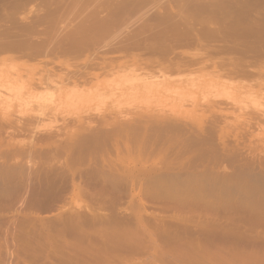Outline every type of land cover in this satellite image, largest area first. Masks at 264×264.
<instances>
[{"label": "rangeland", "instance_id": "1", "mask_svg": "<svg viewBox=\"0 0 264 264\" xmlns=\"http://www.w3.org/2000/svg\"><path fill=\"white\" fill-rule=\"evenodd\" d=\"M208 1L0 0V264H264V0ZM197 36L201 40L190 43ZM205 51L208 65L169 69ZM136 54L171 62L161 60L165 64L149 70L130 60ZM224 59L226 72L220 66ZM165 118L175 120L174 129L169 123L164 128ZM126 119L142 128L132 124L135 130L113 134ZM219 148L234 150V156H225L237 161L220 156ZM131 149L152 152L135 171L117 159ZM179 151L202 152L203 162L193 156L209 171L206 165L195 171L199 161L188 164L178 155L173 164ZM179 159L186 162L177 165ZM163 160L174 170L158 171L159 176L147 169L165 166Z\"/></svg>", "mask_w": 264, "mask_h": 264}, {"label": "bare ground", "instance_id": "2", "mask_svg": "<svg viewBox=\"0 0 264 264\" xmlns=\"http://www.w3.org/2000/svg\"><path fill=\"white\" fill-rule=\"evenodd\" d=\"M194 1H195V0H194ZM196 1H198V0H196ZM209 1H210V0H209ZM209 1H208V2H209ZM215 1H216V0H215ZM215 1H214V3H215ZM22 2H23V1H22ZM149 2H150V1H149ZM151 2H152V1H151ZM200 2H201V1H200ZM210 2L212 3V1H210ZM224 2L226 3V1H224ZM227 2H228V1H227ZM25 3H27V2H25ZM25 3H24V5H25ZM194 3H195V2H194ZM211 3H207V4L210 5ZM218 3H219V2H218ZM211 5H213V4H211ZM211 5H210V6H211ZM222 5H223V4H222ZM183 6H184V4H183ZM192 7L194 8V6H192ZM198 8H199V7H198ZM206 8H207V7H206ZM208 8H209V7H208ZM211 8H213V6H212ZM211 8H210V9H211ZM195 9H197V8H195ZM201 9H202V8H201ZM201 9H200V10H201ZM207 10H209V9H207ZM202 11H203V10H201V12H202ZM211 11H212V10H211ZM196 13H197V12H196ZM39 17H40V16H39ZM209 18H210V17H209ZM203 19H204V18H203ZM203 19H202V20H203ZM36 20H37V19H36ZM208 20H209V19H208ZM39 21H40V20H39ZM200 21H201V20H200ZM35 22H37V21H35ZM197 22H198V21H197ZM204 22H205V21H204ZM194 25H195V24H194ZM203 26H204V25H203ZM220 26H221V25H220ZM192 27H193V26H192ZM221 28H222V27H221ZM186 29H187V28H186ZM224 29H225V28H224ZM202 30H203V29H202ZM205 30H206V29H205ZM206 31H207V30H206ZM209 31H210V30H209ZM219 31H220V30H219ZM224 31H226V30H224ZM243 31H244V30H243ZM220 32H221V31H220ZM227 32H228V31H227ZM245 32H246V31H245ZM245 32H244V33H245ZM225 33H226V32H225ZM229 33H231V32H229ZM229 33H228V34H229ZM233 33H234V32H233ZM233 33H232V34H233ZM235 33H236V32H235ZM235 33H234V34H235ZM242 33H243V32H242ZM242 33H240V34H242ZM248 34H249V33H248ZM125 35H126V34H125ZM204 35H205V34H204ZM229 35H230V34H229ZM243 35H244V34L241 35V38H242ZM249 35H250V34H249ZM249 35H248V36H245V37L248 38ZM142 36H143V35H142ZM207 36H208V35H207ZM226 36H228V35H226ZM239 36H240V35H239ZM250 36H252V35H250ZM120 37H121V36H120ZM130 37H132V36H130ZM137 37H138V36H137ZM220 37H221V36H220ZM220 37H219V38H220ZM229 37H231V35H230ZM229 37H228V38H229ZM237 37H238V36H237ZM252 37H253V36H252ZM144 38H145V37H144ZM149 38H152V36L149 37ZM202 38H203V37H202ZM212 38H213V37H212ZM216 38H217V36H216ZM221 38H222V37H221ZM223 38H224V36H223ZM238 38H239V37H238ZM249 38H251V37H249ZM254 38H256V37H254ZM260 38H261V37H260ZM117 39H118V38H117ZM141 39H142V38H140V40H141ZM206 39H207V38H206ZM229 39H230V38H229ZM251 39H252V38H251ZM251 39H250V40H251ZM124 40H125V39H124ZM145 40H146V39H145ZM145 40H143V42H144ZM152 40H153V39H152ZM179 40H180V39H179ZM179 40H178L177 42H179ZM200 40H201V37H200V36L192 37L190 43H192V42H193L192 44H194V43H198ZM254 40H256V39H254ZM254 40H253V41H254ZM257 40H258V38H257ZM257 40H256V41H257ZM113 41H114V40H113ZM117 41H118V40H117ZM170 41H171V40H170ZM219 41H220V40H219ZM222 41H223V40H222ZM227 41H228V40H227ZM227 41H226V42H227ZM235 41H236V40H235ZM243 41H244V40H243ZM260 41H262V40L260 39ZM122 42H123V41H122ZM122 42H121V44H122ZM124 42H125V41H124ZM131 42H133V41H131ZM131 42H129V43H131ZM136 42H137V41H136ZM158 42H159V41H158ZM188 42H189V41H188ZM263 42H264V41H263ZM263 42H261V43H263ZM129 43H128V44H129ZM138 43L140 44L139 41H138ZM138 43H137V44H138ZM183 43H184V45H185V42H183ZM183 43H182V44H183ZM228 43H229V42H228ZM234 43H235V42H234ZM234 43H233V44H234ZM236 43H237V41H236ZM240 43H242V41H241ZM245 43H246V42H245ZM251 43H252V42H251ZM110 44H111V43H110ZM116 44H117V43H116ZM133 44H134V45H137V44L134 43V42H133ZM148 44H149V43H148ZM150 44H151V43H150ZM165 44H166V43H165ZM180 44H181V43H180ZM180 44H179V45H180ZM233 44H231V45L233 46ZM238 44H239V43H238ZM238 44L234 45L233 48H234V49H237L238 47L235 48V46H238ZM243 44H244V42H243ZM117 45H118V44H117ZM141 45H142V44H141ZM145 45H146V44H145ZM195 45H197V44H195ZM223 45H225V44H223ZM223 45H222V46H223ZM231 45H229V46H231ZM241 45H242V44H241ZM244 45H246V44H244ZM244 45H243V46H244ZM262 45H263V44H262ZM109 46H110V45H109ZM120 46H121V45H120ZM123 46H124V45H123ZM125 46H126V45H125ZM125 46H124V47H125ZM130 46L133 47L132 44H130ZM130 46H129V47H130ZM138 46H139V45H138ZM149 46H150V45H149ZM149 46H147V47H149ZM151 46H152V45H151ZM161 46H162V45H161ZM188 46L191 47L190 44H189ZM218 46H219V45H218ZM222 46H221L220 48H217L216 45H215V47H216L217 50L223 48ZM229 46H228V47H229ZM255 46H257V45H255ZM255 46H254V48H255ZM103 47H104V46H103ZM126 47H128V46H126ZM147 47H146V48H147ZM163 47H164V46H163ZM189 47H188V48H189ZM212 47H213V46H212ZM215 47L213 48V49H214V52H215V53H218L217 51H215V50H216ZM224 47H226V45H225ZM63 48H64V47H63ZM142 48H144V47L142 46L141 49H142ZM169 48H171V47H169ZM193 48H194V46H193ZM226 48H227V47H226ZM231 48H232V47H231ZM231 48L229 47V49H231ZM241 48H244V47H241ZM247 48H248V46H246V49H247ZM254 48H253L252 51H254ZM104 49H106V48H104ZM110 49H111V48H110ZM117 49H118V47H117ZM123 49H124V48H123ZM131 49H132V48H131ZM138 49H139V48H138ZM149 49H151V48H149ZM164 49H165V48H164ZM211 49H212V48H211ZM211 49H210V50H211ZM223 49H224V48H223ZM229 49H228V50H229ZM250 49H251V48H250ZM263 49H264V48H263ZM124 50H125V49H124ZM139 50H140V49H139ZM168 50H169V49H168ZM168 50H167V51H168ZM206 50H208V49H206ZM225 50H227V49H225ZM237 50H240V49H237ZM255 50H256V49H255ZM101 51H103V50L101 49ZM108 51H109V50H108ZM162 51H163V50H162ZM164 51L166 52V50H164ZM208 51H209V50H208ZM208 51H207V52L205 51V52H203V53L199 52V53H196V54H190L189 57H183V58H180V60H179V59L177 60L178 62L176 61V62L173 63L174 65L170 64L171 61H168V62H167L165 58H164L165 60H164L163 58H162L161 60H162V61L164 60V62L166 61L167 63L170 64L169 69H170V67H173L172 69H176V70H181V69H183V68L186 69V67H188V66H192L194 63H196V64H197V63H198V64H199V63H203V65H204V64L208 65V61H209L208 58H209V57L206 58V57L208 56ZM221 51H224V50L221 49ZM231 51H232V49H231ZM231 51H230V52H231ZM244 51H245V49H244ZM250 51H251V50H250ZM252 51H251V52H252ZM209 52L212 53L213 51H212V52L209 51ZM214 52H213V53H214ZM219 52H220V50H219ZM230 52H229V53H230ZM235 52H236V50H235ZM235 52L233 51L232 53H235ZM237 52H238V51H237ZM237 52H236V54H237ZM246 52H247V51H246ZM259 52H260V51H259V49H258V52H257V53H259ZM63 53H64V52H63ZM210 53H209V54H210ZM215 53H214V54H215ZM220 53H222V52H220ZM225 53H227V51H226ZM229 53H228V54H229ZM244 53H245V52H244ZM244 53H243V54H244ZM263 53H264V52H263ZM263 53H262V54H263ZM222 54H223V53H222ZM252 54H253V53H252ZM211 55H212V54H211ZM211 55H209V56H211ZM254 55H255V53L253 54V56H254ZM260 55H261V54H260ZM161 56H162V55H161ZM212 56H213V55H212ZM234 56H235V55H234ZM241 56H243V55H241ZM247 56H248V55H247ZM253 56H252V57H253ZM257 56H259V54H257ZM257 56H256V57H257ZM162 57H163V56H162ZM177 57H178V56H177ZM214 57H215V56H214ZM216 57L218 58L217 55H216ZM216 57H215V58H216ZM224 57H225V56H224ZM237 57H238V55H237ZM250 57H251V56H250ZM250 57H249L248 59H250ZM254 57H255V56H254ZM259 57H260V56H259ZM156 58H158V57H156ZM156 58H150V57H149V58H142V57H139L138 54H136V56L130 58V60H131L132 62H134L135 64H137L138 66L142 67V68H150L149 70H151V68H152V67H155V65H156V66H157V65H163L162 63H164V62L161 63V62H160L161 60L159 61V60L156 59ZM166 58H167V57H166ZM233 58H234V57H233ZM239 58H242V57L239 56ZM257 58H258V57H257ZM218 59H220V58H218ZM218 59H217V60H218ZM227 59H229V58H227ZM227 59H224V63L220 65V66H221L222 68H224V69L227 68V66H228V65H227L228 63H225V60H227ZM237 59H238V58H237ZM125 60H126V59H120V60L118 59V60H116V63H119V62L122 63V62H125ZM206 60H208V61H206ZM222 60H223V59H222ZM231 60H232V59H231ZM210 61H211V60H210ZM233 61H234V60H233ZM257 61H258V59H257ZM112 62H114V61H112ZM112 62H111V63H112ZM166 62H165V63H166ZM205 62H206V63H205ZM212 62H214V61H212ZM215 62H217V61L215 60ZM218 62L221 63V61H218ZM222 62H223V61H222ZM226 62H227V61H226ZM229 62H230V61H229ZM234 62H236V61H234ZM234 62H233V63H234ZM255 62H256V60H255ZM108 63H109V62H108ZM165 63H164V64H165ZM209 63H211V62H209ZM233 63H232V64H233ZM256 63L258 64V62H256ZM191 64H192V65H191ZM232 64H230V65H232ZM235 64H237V63H235ZM235 64H234V65H235ZM166 65H168V64H166ZM166 65H165V67H168V66H166ZM201 65H202V64H201ZM209 65L211 66V64H209ZM212 65H213V64H212ZM234 65H233V66H234ZM193 66H194V65H193ZM204 66H205V65H204ZM213 66H214V65H213ZM216 66H217V63H216V65H215V67H216ZM218 66H219V65H218ZM220 66L217 67V68H220ZM255 66H256V65H255ZM157 67H158V66H157ZM200 67H201V66H200ZM215 67H214V68H215ZM160 68H161V67H160ZM188 68H189V67H188ZM188 68H187V69H188ZM203 68H205V67H203ZM234 68H236V67H233L232 69H234ZM238 68H239V66L237 67V69H238ZM240 68H241V67H240ZM240 68H239V69H240ZM242 68H243V67H242ZM242 68H241V70H243ZM155 69H156V68H155ZM158 69H159V68H158ZM172 69H171V70H172ZM245 69H246V68H245ZM245 69H244V71H245ZM262 69H263V68H262ZM222 70H223V69H222ZM226 70H227V69H225V72H226ZM241 70H240V71H241ZM172 71H173V70H172ZM228 71H230V70H228ZM238 71H239V70H238ZM69 72H70V71H69ZM76 72H77V71H76ZM220 72H222V71H220ZM248 72H250V71H248ZM259 72H260V71H259ZM74 73H75V72H74ZM79 73H81V72H79ZM234 73H236V72H234ZM256 73H258V70H257ZM71 74H72V73H71ZM77 74H78V73H77ZM221 74L223 75V73H221ZM224 74H225V73H224ZM228 74H230V73H228ZM261 74H264V69H263V73H261ZM261 74L259 73V75H258V74H256V75H257L258 77L262 78L264 75L262 76ZM79 75H80V74H79ZM218 75H219V74H218ZM244 75H245V73H244ZM251 75H252V74H251ZM260 75H261V76H260ZM82 76H83V75H82ZM156 76H157V75H156ZM240 76H241V75H240ZM240 76H239V77H240ZM242 76H243V75H242ZM242 76H241V78H242ZM224 77H225V76H224ZM234 77H236V76H234ZM245 77H246V76H245ZM245 77H244V78H245ZM248 77H250V76H248ZM253 77H254V76H252V78H253ZM246 78H247V77H246ZM263 78H264V77H263ZM150 79H151V78H150ZM230 79H231V78H230ZM147 80H148V79H147ZM215 104H216V103H215ZM215 104H214V105H215ZM203 105H204L203 107L206 108V107H205L206 104H203ZM210 105H211V104H210ZM210 105H209V106L207 105V106L210 107ZM212 105H213V104H212ZM216 105H217V104H216ZM201 107H202V106H201ZM139 109H140V108H139ZM145 110H146V109H145ZM194 110H195V109H194ZM205 111H206V110H205ZM201 112H202V111H201ZM116 113H117V112H116ZM203 113H204V112H203ZM139 115H140V114H139ZM146 115H149V114H146ZM146 115H145V117H146ZM98 116H99V115H98ZM143 116H144V115H143ZM143 116H142V117H143ZM108 117H109V116H108ZM124 117H125V116H124ZM219 117H220V116H219ZM143 118H144V117H143ZM143 118H142V119H143ZM216 118H217V117H216ZM216 118H215V119H216ZM90 119H91V118H90ZM145 119H146V118H145ZM163 119H164V118H163ZM187 119H189V118H187ZM210 119H211V118H210ZM210 119H209V121H210ZM99 120H100V119H99ZM140 120H141V119H140ZM161 120H162V119H161ZM169 120H170V119H168V121H167L166 118H165V120H162V123H163V122L165 123V125H164V123H163L164 128H165V126L170 127V126H171V125H170L171 123H173V125L176 123L175 120H170V121H169ZM134 121H135V120L132 121V120H130V119H126V120H124V121H122V122H120V123L116 122V123H118V124L115 126V128H113V130H112L111 132H112L113 134L118 135V134H120L123 130H125L126 128L132 130V128L134 127L132 124H134L135 127L138 125V124H137V123L139 122V121H138V117H137V121H138V122L136 121V122H137V123H136L137 125L134 123ZM158 121H159V120H158ZM179 121H180V120H179ZM191 121L194 122L193 120H191ZM215 121H216V120H215ZM222 121H223V120H222ZM86 122L89 123V121H86ZM142 122L144 123V121H142ZM142 122H141V124H142ZM186 122H188V121H186ZM189 122H190V120H189ZM157 123H158V122H157ZM159 123H160V122H159ZM168 123H169L170 126H168ZM97 124H98V123H97ZM99 124H100V123H99ZM141 124H140V125H141ZM178 124H179V123H177V126H178ZM212 124H214L213 121H212ZM241 124H242V122H241ZM186 125H187V124H186ZM186 125H185V123H184V126H186ZM189 125H190V124H189ZM229 125H230V124H229ZM193 126H194V124H193ZM89 127H90V126H89ZM135 127H134V128H135ZM150 127H151V126H150ZM202 127H203V126H202ZM134 128H133V130H135ZM137 128L140 130V129L142 128V126H141V127H138V126H137ZM137 128H136V129H137ZM171 128H172V126H171ZM171 128H170V129H171ZM175 128H176V125H175ZM194 128H195V127H194ZM148 129H149V128H147V130H148ZM160 129H163V128H160ZM172 129H174V128H172ZM172 129H171V131H172ZM187 129H188V125H187ZM205 129H206V128H205ZM210 129H211V128H210ZM212 129H213V128H212ZM88 130H89V129H88ZM192 130H194V129H192ZM197 130H198V129H197ZM91 131H92V130H91ZM93 131H94V130H93ZM136 131H137V130H136ZM162 131H163V130H162ZM183 131H184V130H183ZM195 131H196V130H194V133L197 134V131H196V132H195ZM202 131H203V130H202ZM204 131L207 132L206 130H204ZM100 132H101V131H100ZM191 132H193V131H191ZM209 132L211 133V130H209ZM209 132H208V133H209ZM112 133H111V134H112ZM178 133H179V132H178ZM189 133H190V132H188V134H189ZM208 133H207V134H208ZM95 134H96V132H95ZM109 134H110V132H109ZM113 134H112V135H113ZM199 134H200V133H199ZM203 134H205V133H203ZM207 134H206V136H207ZM214 134H215V133H214ZM148 135H150V134L148 133ZM181 135H182V133H181ZM186 135H187V134H186ZM197 135H198V134H197ZM200 135L202 136V134H200ZM94 136H95V135H94ZM174 136H176V140L179 138V137H177V135H174ZM178 136H179V135H178ZM184 136H185V135H184ZM209 136H210V135L208 134V137H209ZM83 137H84V136H83ZM95 137H97V136H95ZM139 137H140V136H139ZM139 137H138V138H139ZM161 137H162V136H161ZM161 137H159V139H160ZM180 137H181V136H180ZM189 137H190V138H193V136H192V137L189 136ZM198 137H199V135H198L196 138H198ZM221 137H222V136H221ZM88 138H89V137H88ZM88 138H86V139L88 140ZM100 138H101V137H100ZM104 138H105V137H104ZM133 138H134V137H133ZM169 138H170V137H169ZM199 138H200V137H199ZM227 138H228V137H227ZM237 138H238V137H237ZM83 139H85V137H84ZM86 139H85V140H86ZM90 139H91V138H90ZM90 139H89V140H90ZM173 139H175V137H174ZM180 139H181V138H180ZM180 139H179V141H180ZM238 139H239V138H238ZM81 140H82V139H80L79 141H81ZM89 140H88V141H89ZM91 140H92V139H91ZM99 140H100V139H99ZM131 140H132V139H131ZM197 140H198V139H197ZM204 140H205V139H204ZM88 141H87V142H88ZM147 141H148V140H147ZM199 141H200V139H199ZM224 141H225V140H224ZM81 142H82V141H81ZM81 142H80V143H81ZM93 142H94V141H93ZM98 142H99V141H98ZM100 142H101V141H100ZM106 142H108V141H106ZM148 142H150V141H148ZM153 142H154V141H153ZM158 142H159V141H158ZM158 142H157V143H158ZM201 142H202V140H201ZM137 143H138V142H137ZM210 143H211V145L213 144V142H211V141H210ZM218 143H219V142H218ZM237 143H238V142H237ZM239 143H240V142H239ZM90 144H91V142H90ZM107 144H109V142H108ZM135 144H136V143H135ZM147 144H148V143H147ZM197 144H198V142H197ZM197 144H195V145H197ZM78 145H79V144H78ZM84 145H85V144H84ZM159 145H160V144H159ZM170 145H171V144H170ZM192 145H193V144H192ZM192 145H191V146H192ZM198 145H199V144H198ZM207 145H208V144H207ZM213 145H214V144H213ZM215 145H216V144H215ZM226 145H228V144H226ZM231 145H232V144H231ZM231 145H230V146H231ZM86 146H87V145H86ZM88 146H89V145H88ZM88 146H87V147H88ZM102 146H103V145H102ZM107 146H109V145H107ZM144 146H145V145H144ZM155 146H157V145L155 144ZM155 146H154V147H155ZM178 146H179V145H178ZM193 146H194V145H193ZM200 146H201V145H200ZM228 146H229V145H228ZM228 146H227V147H228ZM82 147H83V146H82ZM147 147H148V145H147ZM175 147H176V146H175ZM195 147H196V146H195ZM211 147H212V146H211ZM227 147H226V148H227ZM231 147H232V146H231ZM231 147H229V148H231ZM248 147H249V146H248ZM80 148H81V147H80ZM89 148H90V147H89ZM92 148H93V147H92ZM97 148H99V147H97ZM121 148H122V147H121ZM144 148H145V147H144ZM187 148H188V147H187ZM191 148H192V147H191ZM217 148H218V147H217ZM226 148H225V150H226ZM234 148H235V152H233V154H234V153L238 154V152H239L238 150H239V149L237 150L236 147H234ZM85 149H86V147H85ZM87 149H88V148H87ZM155 149H156V148H154V150H155ZM179 149H180V148H178V150H179ZM196 149H197V148H196ZM199 149H201V148L199 147ZM213 149H214V148H213ZM57 150H58V148H57ZM74 150H75V149H74ZM76 150H77V149H76ZM78 150H79V148H78ZM81 150H82V149H81ZM98 150H99V149H98ZM113 150H114V149H113ZM145 150L147 151V149H145ZM154 150H153V151H154ZM169 150H170V149H169ZM169 150H168V151H169ZM210 150H211V149H210ZM225 150H223V151H225ZM254 150H255V149H254ZM254 150H253V151H254ZM60 151H61V150H60ZM84 151H86V150H84ZM87 151H88V150H87ZM110 151H111V150H110ZM186 151H188V150H186ZM196 151H197V150H196ZM213 151H214V150H213ZM232 151H234V150H232ZM232 151L229 152L228 149H227V151H225V152H226L229 156H230V154H231V156L236 155V154L233 155V154H232ZM240 151H242V150L240 149ZM96 152H98V151H96ZM111 152H112V151H111ZM189 152H190V151H189ZM204 152H205V151H204ZM207 152H208V151H207ZM207 152H206V153H207ZM217 152H218V149H217V151H214L213 154H215V156H216V155H217ZM219 152H220V148H219ZM219 152H218V153H219ZM72 153H74V152H72ZM81 153H82V152H81ZM86 153H87V152H86ZM109 153H110V152H109ZM169 153H170V152H169ZM174 153H175L174 156H172L173 158H174L175 156L178 155V156H181L180 159L183 160L182 157H184V159H185L186 161L188 160L187 163L189 164V162L192 163L193 161H199V159H200L199 154H201L202 152L197 153V155L190 154V153H186V152H181V151H179V152H174ZM226 153H224V152L221 153V152H220V156H221V154H222V157L224 156L223 158H225V157L227 156ZM151 154H152V152L150 153V152H145V151H143V150H142V151H139V150L136 151V150H132V149H131V150H128V151H123V153H122L117 159H119L118 161H122V163H123V164H121L122 166H130V169H128L129 171H135V169H133V168H134V166H136V163H138V161H144V160H146V159H147V156H150ZM202 154H203V153H202ZM207 154H208V153H207ZM210 154H211V153H210ZM225 154H226V156H225ZM74 155H75V153H74ZM87 155H88V154H87ZM87 155H86V156H87ZM193 155H194L195 157H197V158H198V156H199V159L197 160ZM203 155H204V154H203ZM76 156H78V155H76ZM86 156H85V157H86ZM91 156H93V155H91ZM201 156H202V155H201ZM209 156H210L212 159H213V157H215L214 155H213V156L209 155ZM220 156H219L218 159H220V160L223 159V158H220ZM231 156H230V158H231ZM238 156H240V155H238ZM238 156L236 155V158H238ZM243 156H244V155H243ZM247 156H248V154H247ZM247 156H246V158H247ZM254 156H256V155H254ZM69 157H70V156H69ZM81 157H82V154H81ZM85 157H84V158H85ZM169 157H171V154H170ZM169 157H167V158L164 157L165 160L168 159V160H166V162L169 161ZM172 157H171V158H172ZM203 157H204V156H202L201 158L203 159ZM210 157H209V158H210ZM217 157H218V156H217ZM217 157H216V158H217ZM241 157H242V155H241ZM148 158H149V157H148ZM176 158H177V157H175V159H171L172 162H173V164L176 163V162H174V160H176ZM191 158H192V160H191ZM193 158H195L196 160H194ZM211 158H210V159H211ZM226 158H227L228 160H231L232 163L235 162V161L233 162L232 160H236V159L233 158V157H232V159H229L228 157H226ZM226 158H225V159H226ZM244 158H245V157H244ZM252 158H253V159H254V158L256 159L257 157H251V158H249V159H252ZM259 158H260V157H259ZM81 159H82V158H81ZM180 159H179L177 165H179ZM202 159H200V161H201ZM218 159H216V160H218ZM239 159H240V160H243V159H241V158H238V161H239ZM253 159H252V161H253ZM262 159H263V158H262ZM190 160H191V161H190ZM207 160H208V159H206V161H207ZM228 160H226V161H228ZM246 160H247V159H246ZM256 160H257V159H256ZM260 160H261V158H260ZM263 160H264V159H263ZM263 160H262V161H263ZM74 161H75V159H74ZM76 161H77V160H76ZM76 161H75V162H76ZM83 161H84V160H83ZM163 161H164V160H163ZM176 161H177V160H176ZM186 161H181L180 163L182 164V162H186ZM200 161H199V162H200ZM204 161H205V158H204ZM214 161H215V159H214ZM218 161H219V160H218ZM218 161H217V162H218ZM226 161H225V162H226ZM236 161H237V160H236ZM243 161H244V160H243ZM98 162H99V161H98ZM125 162H127V163H125ZM164 162H165V161H164ZM164 162H163V163H164ZM166 162H165V163H166ZM172 162H170V163H172ZM199 162H198V163H199ZM202 162H203V160H202ZM207 162H208V161H207ZM210 162L212 163V160H211ZM210 162H209V164H210ZM215 162H216V161H215ZM215 162H213L212 164H214ZM256 162H257V161H254V163H256ZM77 163H78V162H77ZM119 163H121V162H119ZM170 163L168 162V163L165 164V166L163 165V166L165 167V168H163V169H162V167H163L162 165H160V166H162V167H160V168H156V167H159V166H156V167H155L156 163H155V165H154V167H155L154 169H150L153 165H152L151 167L149 166L147 169H149V170H153V171H150V172H153V173H155V172L157 173L158 171H165V169H167V171H168V169L174 170V169H172V168H168ZM187 163H186V164H187ZM196 163H197V162H196ZM196 163H195V164H196ZM226 163H227V162H226ZM229 163H230V162H229ZM250 163H251V160H250ZM254 163L252 162V164H254ZM91 164H92V163H91ZM184 164H185V163H184ZM186 164H185V166H186ZM195 164H194V165H195ZM209 164H208V165H209ZM227 164H228V163H227ZM237 164H238V162H237ZM241 164H242V163H241ZM196 165H197V166L200 165V166H203V167H204L205 165L207 166V163H205V164L202 163V164H201V162H200L199 164H196ZM215 165H216V164H215ZM229 165H230V164H229ZM263 165H264V161H263ZM185 166H184V167L180 166V167H182V169H183V168H185ZM197 166H196V167H197ZM200 166L198 167L199 169H195V171H196V170H201V169H200ZM227 166H228V165H227ZM230 166H231V165H230ZM244 166H245V165H244ZM89 167H90V166H89ZM111 167H112V166H111ZM120 167H121V166H120ZM170 167H171V166H170ZM180 167H179V168H180ZM188 167L191 168V164H190V165H187V168H188ZM196 167H194V168H196ZM208 167H209V166H207L206 168H208ZM211 167H212V165H211ZM213 167H214V168H213ZM213 167H212V168L215 170V166H214V165H213ZM239 167H240V166H239ZM126 168H128V167H126ZM152 168H153V167H152ZM190 168H188L187 173L189 172V169H190ZM194 168H193V169H194ZM204 168H205V167H204ZM209 168H210V167H209ZM209 168L207 169L208 171H209ZM212 168H211V171H212ZM224 168H225V167H224ZM88 169H90V168H88ZM145 169H146V168H145ZM145 169H144V171H143L144 174L146 173L145 171L147 170V169H146V170H145ZM175 169H178V168H175ZM180 169H181V168H180ZM96 170H97V169H96ZM120 170H121V169H120ZM126 170H127V169H126ZM128 170H127V171H128ZM149 170H148V171H149ZM178 170H179V169H178ZM185 170H187V169H185ZM205 170H206V169H205ZM235 170H236V169H235ZM97 171H98V170H97ZM106 171H107V170H106ZM106 171H103V172H106ZM127 171H126V172H127ZM148 171H147V172H148ZM180 171H181V170H180ZM182 171H183V172H182L181 174L184 173V170H182ZM195 171L193 170L192 172H194V173H193V174L191 173L192 175H194V177H195ZM236 171H238V170H236ZM241 171H242V170H241ZM254 171H256V170L254 169ZM190 172H191V171H190ZM204 172H205V171H204ZM213 172H214V171H212V174L214 175ZM231 172H232V171H231ZM231 172H230V173H231ZM262 172H264V171H262ZM262 172H259V173H262ZM106 173H108V172H106ZM121 173H122V172H121ZM141 173H142V171H141ZM141 173H140V174H141ZM153 173H151V174H153ZM158 173H159V176H160V172H158ZM187 173H184V175H186ZM199 173H200V171H199ZM207 173H208V174H207ZM217 173H218V172H217ZM225 173H226V172H225ZM230 173H229V174H230ZM250 173H251V172H250ZM253 173H254V172H253ZM253 173H252V175H253ZM128 174H130V173L128 172ZM131 174H135V173H131ZM142 174H143V173H142ZM148 174H149V172H148ZM148 174H147V175H148ZM175 174H176V175H179L180 172H179V174H178V173H175ZM188 174H189V173H188ZM188 174L186 175V177H188ZM196 174H197V172H196ZM204 174L209 176L210 173H209V172H206V173H204ZM204 174H203V175H204ZM233 174H234V173H233ZM240 174H241V173L239 172V177H241ZM244 174H248L247 171H246ZM254 174H255V173H254ZM112 175H113V174H112ZM135 175H137V174H135ZM135 175H134V176H135ZM145 175H146V174H145ZM165 175H166V174H165ZM171 175H172V174H170L169 176L171 177ZM192 175H191V176H192ZM197 175H199V174H197ZM197 175H196V176H197ZM230 175H231V174H230ZM234 175H235V174H234ZM237 175H238V172H237ZM242 175H243V174H242ZM252 175H251V177H252ZM263 175H264V173H263ZM263 175L260 174L259 176L262 177ZM78 176H79V175H78ZM118 176H119V175H118ZM137 176H140V175L138 174ZM143 176H144V175H143ZM149 176H151V175H149ZM155 176H157V174H156ZM163 176H164V175H163ZM166 176H168V175H166ZM172 176H173V175H172ZM217 176H218V175H217ZM244 176H245V175H244ZM244 176H243V177H244ZM121 177H122V176H121ZM140 177H141V176H140ZM176 177H177V176H176ZM189 177H190V176H189ZM209 177H210V176H209ZM215 177H216V176H215ZM239 177H237V178H239ZM248 177H250V176H248ZM257 177H258V176H257ZM123 178H125V176H124ZM181 178H182V177H181ZM196 178H197V177H196ZM233 178H235V177H233ZM254 178H255V177H254ZM125 179H126V178H125ZM206 179H207V178H206ZM206 179H204V180H206ZM180 181H181V180H180ZM201 181H202V180H201ZM120 188H121V187H120ZM127 188H128V187H127ZM151 189H152V188H151ZM182 190H184V189H182ZM187 190H188V189H187ZM190 190H191V189H190ZM190 190H189V191H186V192H188V194H190ZM135 191H136V189H135ZM151 191H152V190H151ZM157 191H158V190H157ZM184 191H185V190H184ZM98 192H99V191H98ZM114 192H115V191H114ZM155 192H156V191H155ZM194 192H195V191H194ZM196 192H197V191H196ZM170 193H171V191H170ZM172 193H173V192H172ZM94 194H95V193H94ZM105 194H106V192H105ZM152 194H153V193H152ZM195 194H197V193H195ZM98 195H99V193H98ZM106 195H107V194H106ZM126 195H128V194H126ZM153 195L155 196L156 194H153ZM197 195H199V194H197ZM99 196H100V195H99ZM102 196H103V195H102ZM102 196H101V197H102ZM146 196H147V194H146ZM150 196H152V195H150ZM91 197H92V196H91ZM142 197H144V196H142ZM96 198H97V197H96ZM98 198H99V197H98ZM144 198H145V197H144ZM144 198H143V199H144ZM150 198H151V197H150ZM152 198H153V196H152ZM99 199H100V198H99ZM99 199H97V201H98ZM102 199H103V198H102ZM102 199H101V200H102ZM106 199H107V198H106ZM106 199H105V200H106ZM112 199H113V198H112ZM153 199H155V197H154ZM94 202H95V201H94ZM101 202H103V201H101ZM101 202H100V203H101ZM135 202H136V201H135ZM170 202H171V201H170ZM163 203H164V202H163ZM178 203H179V202H178ZM97 205H98V204H97ZM134 205H135V203H134ZM136 205H137V204H136ZM49 206H50V205H49ZM161 207H162V205H161ZM169 207H170V206H169ZM96 208H97V207H96ZM135 208H137V207H135ZM163 208H164V207H163ZM210 208H212V207H210ZM80 209H81V208H80ZM94 209H95V208H94ZM197 209L200 210L199 207H197ZM175 210H176V209H175ZM207 210H208V209H207ZM213 210H215V208H213ZM83 211H84V210H83ZM200 211H201V210H200ZM200 211H199V212H200ZM202 211H203V209H202ZM204 211H206V210L204 209ZM211 211H212V210H211ZM195 212H197V211H195ZM213 212H214V211H213ZM85 213H86V212H85ZM87 213H88V212H87ZM187 213H190V212H187ZM187 213H186V214H187ZM209 213H210V212H209ZM69 214H70V213H69ZM75 214H76V212H75ZM80 214H81V213H80ZM105 214H106V213H105ZM111 214H114V215H115V213H111ZM111 214H110V217H111ZM134 214H135V212H134ZM181 214H182V213H181ZM205 214H207V213H205ZM82 215H84V214L82 213ZM82 215H81V216H82ZM91 215H92V217H91L92 219H93V218H96V219L99 218V216H97L95 213H94V214L92 213ZM194 215H195V214H194ZM197 215H198V214H197ZM202 215H203V214H202ZM215 215H216V214H215ZM81 216H80V217H81ZM89 216H90V214H89ZM135 216H136V215H135ZM135 216H134V217H135ZM70 217H71V216H70ZM72 217H73V215H72ZM74 217H75V215H74ZM110 217H109V218H110ZM112 217H114V216L112 215ZM112 217H111V220H112ZM116 217H117V216H116ZM140 217H141V216H140ZM184 217H185V216H184ZM61 218H63V217H61ZM66 218H67V217H66ZM66 218H65V220H66ZM84 218H85V217H84ZM86 218H87V216H86ZM88 218H89V217H88ZM102 218L104 219V217H102ZM136 218H137V217H136ZM152 218H153V217H152ZM175 218H176V217H175ZM190 218H191V216H190ZM207 218H208V217H207ZM209 218H212V217H209ZM251 218H252V217H251ZM257 218H258V217H257ZM71 219H72V218H71ZM76 219H77V215H76ZM114 219H115V218H114ZM132 219H133V218H132ZM153 219H154V218H153ZM200 219H201V218H200ZM61 220H62V219H61ZM63 220H64V219H63ZM74 220H75V218H74ZM190 220H191V219H190ZM193 220H194V219H193ZM203 220H204V219H203ZM208 220H209V219H208ZM208 220H207V222H208ZM245 220H246V219H245ZM249 220H250V219H249ZM249 220H248V221H249ZM254 220H255V218H254ZM91 221H92V220H91ZM93 221H94V220H93ZM98 221H99V219H98ZM104 221H105V220H104ZM108 221H109V220H108ZM137 221H138V220H137ZM238 221H239V220H238ZM240 221H241V220H240ZM242 221H243V220H242ZM257 221H258V220H255V222H257ZM66 222H67V221H66ZM82 222H83V220H82ZM96 222H97V220H96ZM157 222H158V221H157ZM199 222H201V221H199ZM259 222H261V221L259 220ZM259 222H258V223H259ZM202 223H203V222H202ZM208 223H209V222H208ZM242 223H243V222H242ZM261 223H262V222H261ZM80 224H81V223H80ZM96 224H98V223H96ZM96 224H95V225H96ZM134 224H135V223H134ZM137 224H138V223H137ZM137 224H136V225H137ZM174 224H175V223H174ZM174 224H172V225L174 226ZM205 224H206V223H205ZM263 224H264V223H263ZM67 225H68V224H67ZM67 225H66V226H67ZM76 225H77V224H75V227H76ZM87 225L89 226V224H87ZM92 225H93V224H92ZM139 225H140V222H139ZM172 225H171V226H172ZM181 225H182V224H181ZM183 225H184V224H183ZM250 225H252V224H250ZM71 226H73V225L71 224ZM83 226H84V225H83ZM185 226H186V225H185ZM261 226H262V225H261ZM77 227H78V225H77ZM91 227H92V226H91ZM138 227H139V226H138ZM177 227H179V226H177ZM187 227H189V226H187ZM71 228H72V227H71ZM79 228H80V227H79ZM81 228H82V227H81ZM85 228H86V227H85ZM93 228H94V227H93ZM135 228H136V227H135ZM141 228H143L142 225H141ZM141 228L139 227L138 229H141ZM185 228H186V227H185ZM226 228H227V226H226ZM252 228H253V227H252ZM74 229H75V228H74ZM77 229H78V228H77ZM89 229H90V228H89ZM94 229H95V228H94ZM102 229H103V228H102ZM104 229H105V228H104ZM116 229H118V228H116ZM120 229H121V228H120ZM143 229H144V228H143ZM194 229H195V228H194ZM222 229H223V228H222ZM237 229H238V228H237ZM84 230H85V229H84ZM96 230H97V228H96ZM132 230H133V229H132ZM135 230H136V229H135ZM144 230H145V229H144ZM152 230L155 231L154 229H152ZM178 230H179V228H178ZM187 230H188V229H187ZM195 230H196V229H195ZM225 230H226V229H225ZM228 230H229V228H228ZM72 231L75 232L76 229H75V230L72 229ZM77 231H78V230H77ZM77 231H76V232H77ZM102 231H104V230H102ZM107 231H108V230H107ZM147 231H148V230H147ZM191 231H192V230H191ZM191 231H188V233L191 232ZM197 231H198V230H197ZM199 231L201 232V230H199ZM209 231H210V230H209ZM213 231H214V230H213ZM97 232H98V231H97ZM112 232H113V231H111V233H112ZM114 232H115V230H114ZM114 232H113V235H114V236H117V235L114 234ZM136 232L140 234V233H142V229H141L140 232H139V230H137ZM186 232H187V231H186ZM192 232H193V231H192ZM200 232H199V234H200ZM205 232H208V231H205ZM188 233H187V234H188ZM197 233H198V232H197ZM102 234H103V232H102ZM104 234H105V236H106L107 233L104 231ZM108 234H109V233H108ZM116 234H117V233H116ZM119 234H121V233H119ZM139 234H138V235H139ZM189 234H190V233H189ZM201 234H202V233H201ZM216 234H217V233H216ZM242 234H243V233H242ZM246 234H247V233H246ZM81 235H82V234H81ZM152 235H153V234H152ZM214 235H215V234H214ZM233 235H235V234H233ZM240 235H241V234H240ZM248 235H249V234H248ZM105 236H104V237H105ZM107 236H108V235H107ZM109 236H111V235H109ZM191 236H192V235H191ZM204 236H205V235H204ZM207 236H208V235H207ZM209 236H210V234H209ZM228 236H229V235H228ZM236 236H237V235H236ZM243 236H244V235H243ZM243 236H242V237H243ZM245 236H246V235H245ZM118 237H119V236H118ZM138 237H139V236H138ZM188 237H189V236H188ZM201 237H202V236H201ZM201 237H199L200 240H201ZM218 237H220V236H218ZM115 238H116V237H115ZM140 238H141V237H140ZM193 238H194V235H193ZM196 238H197V237H196ZM196 238H194V239H196ZM204 238H205V237H204ZM261 238L263 239L262 236H261ZM105 239H106V238H105ZM107 239H108V237H107ZM110 239H112V237H111ZM128 239H129V238H128ZM136 239H138V238H136ZM136 239H135V240H136ZM205 239H206V238H205ZM215 239H216V238H215ZM219 239H220V238H219ZM232 239H233V238H232ZM234 239H235V238H234ZM237 239H238V238H237ZM222 240H223V239H222ZM230 240H231V239H230ZM241 240H242V239H241ZM108 241H110V240H108ZM113 241H114V240H113ZM116 241L118 242V240H116ZM119 241H120V240H119ZM125 241H126V240H125ZM147 241H149V240H147ZM194 241H195V240H194ZM198 241H199V239H198ZM203 241H204V240H203ZM225 241H226V240H225ZM227 241H229V240H227ZM235 241H237V240H235ZM244 241H249V240H244ZM104 242H105V241H104ZM111 242H112V241H110V243H111ZM136 242H138V241L136 240ZM140 242H142V241L140 240ZM151 242H153V241H151ZM191 242H192V241H191ZM199 242H200V241H199ZM207 242H208V241H207ZM214 242H215V241H214ZM94 243H95V242H94ZM110 243H109V244H110ZM114 243H116V242H114ZM118 243H119V242H118ZM120 243H121V242H120ZM122 243H124V242H122ZM132 243H133V242H132ZM195 243H196V242H195ZM202 243H203V242H202ZM204 243H205V242H204ZM215 243H216V242H215ZM224 243H225V242H224ZM238 243H239V242H238ZM242 243H243V242H242ZM252 243H253V242H252ZM255 243H257V242H255ZM74 244H76V243H74ZM89 244H90V243H89ZM106 244H107V243H106ZM137 244L139 245V243H137ZM137 244H136V245H137ZM142 244L144 245L143 242H142ZM142 244L140 243V246H141ZM146 244H147V243H146ZM191 244H192V243H191ZM208 244H209V242H208ZM247 244H248V243H247ZM250 244H251V243H250ZM261 244H262V243H261ZM263 244H264V243H263ZM114 245H117V243L114 244ZM126 245H127V244H126ZM128 245H130V244H128ZM136 245H135V249H136ZM138 245H137V249H138ZM143 245H142V246H143ZM203 245H205V244H203ZM203 245H200V246H203ZM209 245L212 246V244H209ZM213 245H214V244H213ZM236 245H237V244H236ZM252 245H253V244H252ZM258 245H259V244H258ZM122 246H123V245H122ZM140 246H139V248H140ZM142 246H141V248H142ZM144 246H145V245H144ZM144 246H143V247H144ZM191 246H192V245H191ZM226 246H227V245H226ZM241 246H242V245H241ZM261 246H262V245H261ZM79 247H81V245H80ZM86 247H87V246H86ZM86 247H85V248H86ZM92 247H93V246H92ZM107 247H108V246H107ZM112 247H113V245H112ZM119 247H120V245H119ZM131 247H133V246L130 245V248H131ZM148 247H149V245H148ZM151 247H152V246H151ZM235 247H236V246H235ZM244 247H245V245H244ZM254 247H256V246H254ZM259 247H260V246H259ZM76 248H77V245H76ZM76 248H75V249H76ZM108 248H109V247H108ZM113 248H114V247H113ZM212 248H213V247H212ZM233 248H234V247H233ZM238 248H239V247H238ZM238 248H237V249H238ZM257 248H258V247H257ZM78 249H79V248H78ZM88 249H89V248H88ZM91 249H92V248H91ZM133 249H134V248H133ZM137 249H136V250H137ZM143 249H145V248H143ZM237 249H236V250H237ZM254 249H255V248H254ZM107 250H108V249H107ZM118 250H119V249H118ZM230 250H231V248H230ZM230 250H229V251H230ZM263 250H264V249H263ZM97 251H98V250H97ZM111 251H112V250H111ZM134 251H135V250H134ZM138 251H141V250H138ZM229 251H228V252H229ZM234 251H235V250H234ZM237 251H238V250H237ZM240 251H241V250H240ZM91 252H93V250H91ZM103 252H104V251H103ZM113 252H114V251H113ZM113 252H112V253H113ZM224 252H225V251H224ZM100 253H101V252H100ZM115 253H116V252H115ZM229 253H231V252H229ZM97 254H98V253H97ZM114 255H115V254H114ZM227 255H228V253H227ZM107 256H108V255H107ZM222 256H223V255H222ZM224 257H225V256H224ZM227 257H228V256H227ZM223 259H224V258H223ZM240 261H241V260H240ZM225 262H226V261H225ZM148 263H149V262H148Z\"/></svg>", "mask_w": 264, "mask_h": 264}, {"label": "crops", "instance_id": "3", "mask_svg": "<svg viewBox=\"0 0 264 264\" xmlns=\"http://www.w3.org/2000/svg\"><path fill=\"white\" fill-rule=\"evenodd\" d=\"M30 232V231H29Z\"/></svg>", "mask_w": 264, "mask_h": 264}]
</instances>
